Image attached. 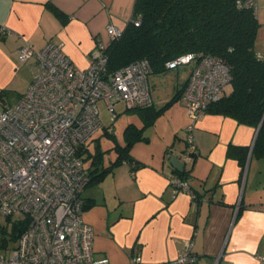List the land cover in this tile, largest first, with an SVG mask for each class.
Listing matches in <instances>:
<instances>
[{
  "label": "crops",
  "instance_id": "0c3cea01",
  "mask_svg": "<svg viewBox=\"0 0 264 264\" xmlns=\"http://www.w3.org/2000/svg\"><path fill=\"white\" fill-rule=\"evenodd\" d=\"M134 2L0 0V25L11 31L0 33V110L22 95L37 71L35 58H17L24 43L36 49L47 42L60 43L74 63L86 66L96 43L109 40L107 26L122 30L127 25ZM259 2L257 37L264 32V0ZM255 50L264 58V45L259 50L255 43ZM187 66L182 77L179 71H169L173 68L148 76L152 108L163 106L184 86L192 64ZM135 114L140 122L134 124L141 127L144 121ZM189 123L183 100L171 102L131 145L132 162L114 164L88 182L82 193L83 219L95 232V257L107 256L110 264H132L138 255L135 264H175L189 239L196 256L191 264H264V154L253 151L258 129L205 111L192 128L194 157L184 161L180 154L187 145ZM230 148L235 149L229 154ZM170 155L183 163V170L174 166ZM173 175L186 182L189 192L173 190L168 183Z\"/></svg>",
  "mask_w": 264,
  "mask_h": 264
},
{
  "label": "built area",
  "instance_id": "2783aa9c",
  "mask_svg": "<svg viewBox=\"0 0 264 264\" xmlns=\"http://www.w3.org/2000/svg\"><path fill=\"white\" fill-rule=\"evenodd\" d=\"M243 4L257 9L256 0H244ZM134 24L138 25V20ZM0 33L11 31L0 25ZM120 33L121 29L113 25L106 28L109 38ZM95 46L93 59L81 67L60 43L47 42L36 49L26 42L17 52L19 62L35 58L37 71L25 93L0 110V218L9 225L23 220L25 227L13 246L0 248V264H110L107 256H94L95 232L83 219L82 193L90 175L77 147L101 125L99 99H103L111 118L119 101L130 110L152 104L148 84L151 66L142 58L105 79L106 42ZM198 57L190 53L166 62L168 68L192 63L181 92L190 119L187 145L180 154L184 161L191 160L196 152L194 122L230 81V69L220 58L207 54ZM168 180L174 191L189 192L179 176ZM190 245L187 239L175 264L195 262ZM138 261L137 255L130 262Z\"/></svg>",
  "mask_w": 264,
  "mask_h": 264
},
{
  "label": "trees",
  "instance_id": "16d2710c",
  "mask_svg": "<svg viewBox=\"0 0 264 264\" xmlns=\"http://www.w3.org/2000/svg\"><path fill=\"white\" fill-rule=\"evenodd\" d=\"M243 2L135 0L132 17L127 25L119 36L109 38L104 47L103 54L107 61L104 78H108L118 68L142 58L149 60L150 72L154 74L166 72V62L181 55L193 53L196 59L202 54L218 57L230 69V90L228 93L223 91L216 101L207 105L205 111L230 116L241 124L257 128L253 151L264 154V58L255 50L260 23L254 8L245 6ZM55 14L59 15L60 11L55 9ZM134 20H138L139 24H134ZM186 83L157 109L152 108V105L133 108L144 121L143 125L137 127L132 122L124 127L123 143L114 145L116 155L109 165H104L102 161L103 151L97 147L98 142L96 153L89 150L86 142L77 147L82 160L90 159L87 165L89 181L102 176L110 166L123 160L132 162L129 150L133 142L142 138L143 128L156 115L168 104L181 98ZM234 149L230 148L229 154ZM236 150L243 152L245 148ZM24 222L10 223L9 229L0 224V248L15 243L17 235L25 227Z\"/></svg>",
  "mask_w": 264,
  "mask_h": 264
},
{
  "label": "rangeland",
  "instance_id": "374dc122",
  "mask_svg": "<svg viewBox=\"0 0 264 264\" xmlns=\"http://www.w3.org/2000/svg\"><path fill=\"white\" fill-rule=\"evenodd\" d=\"M260 5V2L258 0V6ZM261 10V6L258 7V11ZM262 37H264V32L260 34V36L257 37L255 43H256V48L259 50L262 49V45H264V42L261 43ZM187 65H178L176 68L170 69V72L176 73L180 72V77H182L186 73V68ZM28 76V73L26 74ZM28 87V86H27ZM26 89V88H25ZM230 90V85L226 86L224 91L225 93H228ZM26 91V90H25ZM25 91L22 93V95L25 93ZM21 95V96H22ZM8 98H13V94H7L6 95ZM6 96L4 97L6 99ZM1 108V106H0ZM97 108L99 110V120L101 122V125L99 128H97L96 132H94L91 138H89L86 142L90 143L89 147L91 148L90 151L93 153H96V144H94L95 140L99 143V147L102 153V161L106 164L109 163L110 159L114 157L115 153V148L114 145L116 143H123V129L128 123H135L137 126H139L138 117H137V111L135 109L127 110L124 106L123 102L119 103L117 102L114 105V109L116 110V114L114 118H111V113L109 110L106 109V106L104 104L103 99H99L97 101ZM110 127V132L106 133V130ZM96 142V143H97ZM84 156V155H83ZM90 159L85 158V165H88ZM5 218H0V224L5 225L8 229L10 228L11 225L5 224ZM13 246V242L8 244V247ZM7 247V248H8Z\"/></svg>",
  "mask_w": 264,
  "mask_h": 264
},
{
  "label": "water",
  "instance_id": "95a60500",
  "mask_svg": "<svg viewBox=\"0 0 264 264\" xmlns=\"http://www.w3.org/2000/svg\"><path fill=\"white\" fill-rule=\"evenodd\" d=\"M261 124V123H260ZM260 124H259V126H260ZM258 126V127H259ZM171 157H170V159H171V161L174 163V166L176 167V168H178L179 170H183V163H181L180 161H179V159L176 157V156H174V155H170Z\"/></svg>",
  "mask_w": 264,
  "mask_h": 264
}]
</instances>
